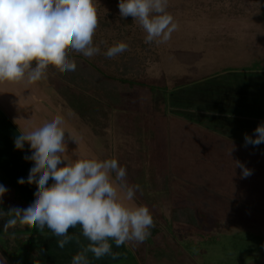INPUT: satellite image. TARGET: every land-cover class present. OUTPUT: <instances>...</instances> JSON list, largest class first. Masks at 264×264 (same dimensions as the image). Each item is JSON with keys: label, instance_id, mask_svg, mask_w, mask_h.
<instances>
[{"label": "rangeland", "instance_id": "1", "mask_svg": "<svg viewBox=\"0 0 264 264\" xmlns=\"http://www.w3.org/2000/svg\"><path fill=\"white\" fill-rule=\"evenodd\" d=\"M118 3L95 2L98 27L93 43L99 45V54L89 58L68 50L76 63L85 59L108 72L115 62L140 60L136 65L142 68L141 85L125 94L123 105L115 101L118 109L110 108L108 117L97 115L96 106L90 113L83 111L89 120L76 113L66 100L70 96H60L62 73L52 75L49 68L46 79L31 85L0 83L9 94L18 87L23 95L18 107H25L20 113L0 107V184L8 189L0 209L27 208L37 191L35 184L17 182L27 180L33 162L24 159L31 155L30 146L16 149L15 138L60 114L66 122L67 155L116 158L127 170V182L140 185L134 203L145 204L155 222L143 243L120 248L113 243V251L119 253L115 260H96L88 253L92 264H264V151L245 146V134L253 136L249 120L254 118L224 119L248 101L247 89L245 100H237L243 89L230 74L240 78L264 71V0H168L167 11L178 28L163 44H146L144 30L131 16L120 17ZM121 41L128 49L107 58V48ZM77 137L79 144L72 140ZM235 161L252 174L242 178ZM176 211L189 222L178 223ZM6 219L0 218V257L9 251L4 242L17 236L23 239L19 249L27 250L19 254L36 252L56 264H70L80 245L88 243L79 227L69 233L80 238V245L73 241L64 249L57 247L58 238L46 226L18 224L9 230L15 232L12 236L3 232Z\"/></svg>", "mask_w": 264, "mask_h": 264}, {"label": "clouds", "instance_id": "2", "mask_svg": "<svg viewBox=\"0 0 264 264\" xmlns=\"http://www.w3.org/2000/svg\"><path fill=\"white\" fill-rule=\"evenodd\" d=\"M96 0H0V83L14 82L31 85L47 78L49 66L59 72L76 70V62L68 50L93 57L100 53L93 37L98 27ZM168 0H119L120 17L131 16L146 33L145 43L163 44L178 28L167 11ZM101 44L106 41H101ZM128 49L125 42H116L104 55L111 59ZM35 62V63H33ZM65 119L57 114L49 122L30 130L20 131L15 148L30 146L31 160L27 180L18 183L35 184L34 201L27 208L0 209V218H7L3 232L14 236L21 226H45L57 237V247L64 249L80 238L70 235L69 229L79 227L80 235L88 241L72 257L70 264H92L88 253L96 260L119 253L129 242L143 243L155 226L147 206L134 203L140 185L127 182V170L116 158L98 159L95 156L72 159L67 155ZM79 144V138L72 139ZM245 146L264 143V123L254 135L245 134ZM231 155V153H230ZM241 177L252 174L240 161ZM51 181V183H49ZM8 189L0 184V203ZM0 264H7L0 257Z\"/></svg>", "mask_w": 264, "mask_h": 264}, {"label": "trees", "instance_id": "3", "mask_svg": "<svg viewBox=\"0 0 264 264\" xmlns=\"http://www.w3.org/2000/svg\"><path fill=\"white\" fill-rule=\"evenodd\" d=\"M136 62L140 63V60L138 58L132 59V61L125 60V62H122L121 64L115 62L112 64V66H114V68L111 69L112 72H108L107 69L104 68L98 69L92 63H90V61L85 59L83 61L80 60L79 63H76L77 67L75 71L64 72L61 74L63 79L62 86H64V89L58 88L60 90V96L62 98L63 96L66 98V96L69 95L71 98L68 96L69 98L66 99L68 104L73 107V110L76 113L82 112L83 114L81 115L88 120L91 119V116H84V112H89L92 108L94 109V106L97 107V109H95L97 115L100 112L102 118L108 117L110 108H113L114 111L118 109V107H116L114 104L115 101L119 104L122 103L123 105L125 94L127 97L129 92L133 91L135 87L141 85L142 82L139 80V71L142 73V68H139L138 65H136ZM50 72L52 75L53 73H60L52 66H49V73ZM48 76V80H50V74ZM76 87L88 91V95L91 94L95 98L93 99L90 96H83L84 94L81 93V91H79ZM262 98L261 99L264 100V96H262ZM256 103L258 102L253 99L252 102L247 103V106L252 108V106H255ZM93 120L90 122H93ZM97 127L102 128L99 126ZM255 147H259L260 149L262 148L264 151L263 144ZM155 155L156 154H154V156ZM156 157H158V154ZM163 158V155L161 158H157L155 168L156 171L160 170V161ZM15 184L16 183L13 182V185ZM142 205L146 206L143 203ZM174 218L178 223L181 222V219L185 220V222H189L188 217H183L178 211H176ZM4 245L7 248L9 247V251H7L9 253H7L5 250L4 251L6 253L3 252L4 257L7 258L9 264H56L55 262L44 260L36 252L35 254H32L34 252H28L24 255L19 254L18 251L20 250L23 253L27 251L24 249H19L23 246V239L20 236H17L14 240H11L10 238L7 239L6 243L4 242ZM1 248L4 247L1 246ZM17 258L19 259L18 261Z\"/></svg>", "mask_w": 264, "mask_h": 264}, {"label": "crops", "instance_id": "4", "mask_svg": "<svg viewBox=\"0 0 264 264\" xmlns=\"http://www.w3.org/2000/svg\"><path fill=\"white\" fill-rule=\"evenodd\" d=\"M250 70H252V68H250ZM226 75L229 76V74H226ZM230 76L233 77L232 79L234 81L239 82L241 84L240 88L243 89L241 96L239 98H238V96H235L234 99L238 98L237 100L239 102L244 101L245 100L244 94H245V91L247 89V92H246V95L248 96L247 103L252 102L253 99H255V101H257L258 103H256L255 106L253 105L252 108H250V109L247 105H245L239 111H235V110L229 111V113H227L224 116V119L228 120V119H252V118H254L253 120H249L250 124H252V127H253V129L249 130V131L252 133L251 135H254L255 128L260 124V123H257V119L264 122V120H263L264 119V104H263L264 100H262L263 99L262 96H264V71L260 72L259 70L258 71L253 70V71L248 72V74H241L240 78H239L238 74L237 75L236 74H230ZM230 76L227 77V79L230 78ZM246 78H248L250 80V82L247 81ZM229 81H230V79L227 80V82H229ZM6 88L1 87V89H0V107H4L5 111H7L9 108H11L13 110L12 113L23 112L25 107L22 105H21L22 108L18 107V105L23 103V95H21L19 93L18 87H16L14 92L12 91L11 94L5 92ZM251 89L252 90L256 89V93L253 94ZM16 91L18 92V94H16ZM18 95H20V97H18ZM28 103L30 105L34 104V102L33 103L28 102ZM250 112H251V114H250ZM254 113H256V115H253ZM244 115H249V116L251 115V116L244 118ZM235 124L237 125L236 122H235ZM232 134H234V133H232ZM261 144L264 145V143H261ZM263 149H264V147H263ZM55 263H58V262L55 261Z\"/></svg>", "mask_w": 264, "mask_h": 264}]
</instances>
